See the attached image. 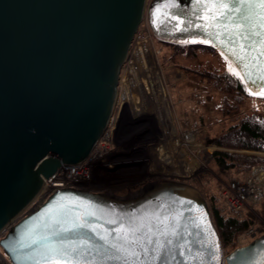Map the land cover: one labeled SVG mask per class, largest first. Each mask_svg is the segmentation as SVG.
Here are the masks:
<instances>
[{
  "label": "water",
  "instance_id": "water-1",
  "mask_svg": "<svg viewBox=\"0 0 264 264\" xmlns=\"http://www.w3.org/2000/svg\"><path fill=\"white\" fill-rule=\"evenodd\" d=\"M147 4L0 0V246L12 264H264V234L224 255L206 199L185 183L125 197L58 188L20 218L104 136L146 15L160 42L219 51L264 99V0Z\"/></svg>",
  "mask_w": 264,
  "mask_h": 264
},
{
  "label": "rangeland",
  "instance_id": "rangeland-1",
  "mask_svg": "<svg viewBox=\"0 0 264 264\" xmlns=\"http://www.w3.org/2000/svg\"><path fill=\"white\" fill-rule=\"evenodd\" d=\"M154 41L156 57L138 53V46L133 49L132 62L123 67L112 120L90 157L79 165L59 170L50 180L54 182L47 183L44 200L65 187L125 197L164 180L194 186L210 207L224 201L223 192L229 183H243L252 168L243 173H238V168L221 171L213 156L215 151L264 157L261 151L225 147L217 141L245 116L264 114V99L253 96H244L241 103L226 107L228 93L218 89L214 79L226 73L240 76L235 66L213 48L196 47L189 51ZM121 117L123 130L128 129L124 133L119 131ZM128 139L133 141L130 149L122 146ZM125 167H129L133 177L119 180L118 175L123 172L116 171ZM41 197L31 210L45 202H41ZM262 200L243 211L241 218L248 214L253 223L223 247L224 255L264 234ZM6 234L7 230L0 240ZM0 264H12L1 246ZM223 264H227L225 260Z\"/></svg>",
  "mask_w": 264,
  "mask_h": 264
},
{
  "label": "trees",
  "instance_id": "trees-1",
  "mask_svg": "<svg viewBox=\"0 0 264 264\" xmlns=\"http://www.w3.org/2000/svg\"><path fill=\"white\" fill-rule=\"evenodd\" d=\"M178 49L186 48L189 51L202 47L212 50L206 46H189V45H174ZM213 79V78H212ZM218 89L227 91L228 96L227 108L241 103L242 97H251L247 87L245 86L241 76H235L229 73L220 75L214 79ZM229 113V112H227ZM218 144L225 147L246 149L253 151H261L264 153V114L245 116L235 125L221 134L217 138ZM216 164L221 171L238 168V173H243L245 169L264 162V157L252 154H233L226 151H215L213 153ZM264 201V198L262 202ZM261 202V203H262ZM211 217L214 225L219 233L222 246L230 245L238 235L247 230L253 223L252 218L247 214L243 218L225 217L219 210V204L210 205ZM263 218H264V202H263ZM239 248V247H237ZM235 248V249H237Z\"/></svg>",
  "mask_w": 264,
  "mask_h": 264
},
{
  "label": "built area",
  "instance_id": "built-area-1",
  "mask_svg": "<svg viewBox=\"0 0 264 264\" xmlns=\"http://www.w3.org/2000/svg\"><path fill=\"white\" fill-rule=\"evenodd\" d=\"M143 21L135 34L126 62H132V58L134 57L133 49L138 48V46V53L144 55L147 53L155 57L158 55V50L154 46V40L157 38L148 20L144 19ZM243 181V183H240L238 180L231 181L223 192L224 201L218 202L223 216L241 218L243 211L254 206L264 198V162L253 166Z\"/></svg>",
  "mask_w": 264,
  "mask_h": 264
},
{
  "label": "bare ground",
  "instance_id": "bare-ground-1",
  "mask_svg": "<svg viewBox=\"0 0 264 264\" xmlns=\"http://www.w3.org/2000/svg\"><path fill=\"white\" fill-rule=\"evenodd\" d=\"M149 4V3H148ZM147 4V5H148ZM146 17V19L148 20V18H147V15L145 16ZM145 19V18H144ZM149 22V21H148ZM64 167H67V166H63L62 168H64ZM62 168H60L59 170H61ZM58 170V171H59ZM58 171L50 178V179H48L47 181H46V184H45V187H44V189L42 190V192L40 193V195L30 204V206L27 208V211H30L31 210V208L33 207V205L36 203V201L37 200H39L40 199V197H41V202H43V200H44V195H45V193H44V191L46 190V186H47V183L48 182H50V183H52V182H54V180L53 181H50L51 179H53L56 175H57V173H58ZM55 183L57 184V182L55 181ZM51 185L49 184V186H48V188L50 187ZM150 186V185H149ZM149 186H147V187H144V188H142V189H139L137 192H134V193H132V194H130L129 196H131V195H133V196H136V195H140L141 193H142V191H144L146 188H148ZM47 188V189H48ZM52 188V187H51ZM57 188V185L52 189V190H50V191H53L54 189H56ZM44 193V194H43ZM43 194V195H42ZM111 194V193H110ZM47 197V196H46ZM44 201H46V199L44 200ZM40 202V203H41ZM44 204V203H43ZM42 204V205H43ZM40 207V206H39ZM39 207H37V208H39ZM36 210V209H35ZM31 211H34V210H31ZM30 211V212H31Z\"/></svg>",
  "mask_w": 264,
  "mask_h": 264
},
{
  "label": "flooded vegetation",
  "instance_id": "flooded-vegetation-1",
  "mask_svg": "<svg viewBox=\"0 0 264 264\" xmlns=\"http://www.w3.org/2000/svg\"><path fill=\"white\" fill-rule=\"evenodd\" d=\"M121 120H120V122H119V131H120V133H124V132H126V131H128V129L127 130H123V124H122V122H123V120H124V118L123 117H121L120 118ZM131 142H133L132 140H130V139H128L127 141H123L122 142V146L123 147H127V149L129 148L130 149V146H129V144H131ZM126 153H128V151L126 152ZM140 166V165H139ZM129 167H131V166H129ZM129 167H125V168H119V169H117V171H116V173H120V172H123V173H120V176L118 175V178L120 177V178H122V179H130V177L132 176V174H131V172H129V170H128V168ZM120 169H124L123 171H121ZM142 169V168H141ZM138 174V173H137ZM140 174V173H139ZM133 177V176H132ZM120 178H119V180H120ZM161 181H164V180H161Z\"/></svg>",
  "mask_w": 264,
  "mask_h": 264
}]
</instances>
